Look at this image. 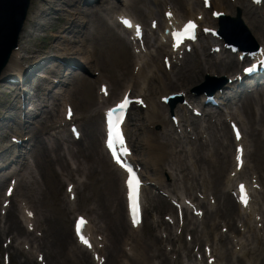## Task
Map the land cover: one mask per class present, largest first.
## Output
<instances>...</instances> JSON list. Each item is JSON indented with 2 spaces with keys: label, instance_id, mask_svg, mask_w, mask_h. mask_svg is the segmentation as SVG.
<instances>
[{
  "label": "bare ground",
  "instance_id": "bare-ground-1",
  "mask_svg": "<svg viewBox=\"0 0 264 264\" xmlns=\"http://www.w3.org/2000/svg\"><path fill=\"white\" fill-rule=\"evenodd\" d=\"M43 1L44 0H38L37 4L32 7V11L30 13L31 19L29 17L28 21L33 26L40 27V25H38L37 23V19L39 17L43 18L44 16H49L55 13L56 11V4H52V0L48 4H44ZM77 1L79 2L80 0ZM109 1L105 0L96 8H87L84 11H82V9L80 8H76L70 11L65 7H62L59 8L61 12L56 13V15L64 16L65 24L67 25V27H63L65 31H69L73 28L78 29L82 25L78 17H81L80 19L82 21L87 20L86 23L89 26V28H87V31L90 32L92 28L94 29L93 26H95L97 31L96 34H93V37H88V32L85 33V37L87 39H92V42L97 37L98 39L100 38L102 40V32L100 30L103 26H105V19L103 18V16L112 13L113 10H116L118 8V6L117 8L115 6H112ZM54 3H63L65 6H74L76 2H71L70 0H56ZM243 5L244 4L242 0H239L236 5H231L229 3H226V1H212V6L214 7V9L220 12H228L230 10H235L236 8L240 9ZM187 7V4H184V20L195 17V14H193V12L190 11ZM94 9L95 11H93ZM225 15H227V13H225ZM244 16H247V21L249 22L252 29L258 34L259 37H262L264 40V33L259 31V25L255 18L250 16V14L249 16L246 15V13L244 14ZM205 22L209 25L215 24L212 19H206ZM25 32L26 30L22 33L20 41L23 40ZM150 47L154 48L155 45H150ZM57 48L60 49V46ZM90 48V50H76V53L79 55L85 54L86 56L84 62L102 71V65L99 59L97 58V53H99L98 51L100 49L98 47L93 46H91ZM63 50L68 51L70 49L64 48ZM158 50V54L164 55H162V59L165 56H168L163 49L159 48ZM24 53H28V50L25 47H22V44L20 43L19 49L13 53L8 65L4 69L3 75L9 74L13 70H18L21 67L22 62H24L25 60V57L23 56ZM205 57L208 56L204 54V49H202V54H199V52H197L196 59H187L182 66H172V70L177 69V73H175L172 77L166 76V74L158 76V73L163 74V72L158 66L156 68L157 72L153 73L151 76L147 75V73H149L147 72V70L150 67V61L148 60V57L147 60L143 61L142 66L132 63L130 74L131 78L134 79L135 85L138 89V97H141L142 95L141 83L146 84L147 86L152 85L150 88V93H153L157 89L160 90V93L167 95L170 93L169 88H179L181 89L180 91H188L187 89H189L193 84L195 85L200 81V79L202 78L201 76L206 71L215 69L224 74H227L237 69V67L239 66V63L234 58L231 59L230 63L222 64L213 61L212 59H207ZM152 58L153 60H159L160 57ZM139 60L141 59L139 58ZM39 62H41V59H39ZM51 70H53V68H49V71ZM125 70H128V68L125 67ZM69 84H71V82H69ZM72 86L73 84H71V89H69V96L74 92V88H72ZM127 91L128 88L122 90L118 94V97H122ZM43 92V90L40 91V96H37L38 99L35 101L34 104L35 111H39L41 116L39 127L36 128H39V130L37 134H33V137L31 139L34 145V153L32 157L34 159V165L37 171L39 169L38 172H41L42 176L39 173L41 182L34 179L31 173H26L25 166L23 169V176H20V174L17 175L21 178L17 183L15 192H17L18 197H22L24 199L27 205H29V209L33 212L34 216L32 220H30V222L34 223V225L37 227L38 224L44 226L38 227V231H40L41 229H47V231L43 233L46 235V242L44 243L43 248L46 250V255L49 260V264H96L90 257L89 252L82 248V246L78 245L76 243V240L72 237L73 235L71 236V231L69 230L68 226H66L69 225V223H62L60 225V222H57L56 220L50 218L48 215L45 214L42 209L45 206L46 200L49 197L56 198L59 191L60 183L62 182L60 181V179L73 180V176L77 174L78 176L84 177L87 180H92L95 179L97 176L99 177V175H102V170H104V167H107L113 177V180L115 179L120 183L122 174L119 173V170L116 167L112 166L107 162L104 154L99 149L97 136H99L100 134V128L98 121L95 124H85L83 126L84 133L82 141L80 140L78 142H70L71 147H68L67 150L69 151L70 155H72L75 159L74 169H72L70 162L66 158V154L63 152L61 145L58 142L48 144L42 139L43 137L41 136V133L49 131L55 123L53 116L47 112V109H44V106L39 108L42 102L41 98L44 99L45 96V93ZM246 98L247 99L244 100V103L242 104V110L245 118L248 120V123L252 128L251 123H253L252 121L254 120L255 115L254 107L256 104L261 105V102L260 99L257 97L250 98L248 96ZM25 100H27L28 102L31 101L27 99V97L25 98ZM64 105L68 104L64 102L63 106ZM159 106L152 105L151 110L148 111L146 121L149 122L150 127L156 128L160 127L161 125L167 124L163 113H160V111L158 110ZM261 107L263 111L261 119H263L264 107ZM12 109L13 111L11 112L15 113L16 109L14 107H12ZM6 113H8L9 116L12 115V113H10L9 111H7ZM31 113L32 116L35 115L34 112ZM82 121H86V117H83ZM6 123H9V120H7L6 122L4 120H1L0 127L4 128L6 126ZM25 129L30 130L29 127L24 128V130ZM30 132L32 131L30 130ZM194 132L196 137H198L199 133L196 130ZM16 133L20 137L22 136L19 131H16ZM142 138L144 141L143 146L146 145L150 150L149 154L146 155L147 159L153 163L152 165H150V167L154 169L156 174L159 173V169H161L162 171L170 170L174 172L176 176L181 175L183 171H189L190 177H195V174L190 171L193 166L189 168H184V164L186 162L181 161L179 157H177L176 161L171 159V155L174 156L173 149L175 147V142L172 140L169 133L164 132L159 136L155 134V132H147V134H145V136H143ZM210 139L214 141L213 147H215L212 154H203L204 147L202 145H199L201 150L196 147L194 154L191 153L195 159V163L197 165L202 166L210 162L213 158H215L216 161H219L222 164L225 163V159L227 160V163H230L229 151L231 150L232 142L228 133L225 131L222 133V136L220 138H217L215 135H213L210 137ZM224 141L226 143L225 146L223 143ZM95 144H97V147H95ZM220 148L223 149L222 153H219ZM5 154L6 150L4 149L0 156H4ZM15 155L16 154L12 156ZM20 155L21 154H19L18 157H20ZM255 157H257L256 152L251 155L253 161H255ZM159 162H166V164L162 165L161 167L154 165ZM55 167L58 168L60 175L55 171ZM194 171H197V169H194ZM47 173L51 180L53 179L56 182L58 181V184L55 182L56 186L48 180ZM44 174L46 175V177L44 176ZM200 176L204 177V173H200ZM207 182V180H205L204 182V180L201 179L202 185H205ZM231 183L232 180H226V185L224 184L226 189H229ZM91 184H93V182ZM82 186V189L84 191L87 186H85L84 184H82ZM119 187H121V190H123V182H121V185H119ZM110 189L111 188H107L106 185V192H108ZM98 191H100V189H98ZM76 192H78V188H76ZM1 197L2 195L0 193V199ZM12 198L10 199V207H8V210L3 218L7 226L5 230H8L10 233H16L18 236H21L24 233L27 235V232L22 226V222L20 221L19 217V213H21L20 206L17 202L15 203ZM106 202L107 203L104 204L100 203V201L98 200L97 204L95 206H92L91 209H89V211L94 215L93 221L97 222L96 232L97 234L102 235V240H100L99 242H93V254L98 255L99 260L105 259L106 262L104 264H122V259L125 257L126 262L124 264H172L169 256H171L172 252L174 253V250L168 251L166 249V246L163 244L168 243L170 245H173L177 241L181 242V239L180 237H175L173 235L169 223H165L163 220H159L155 223V225H152L148 228V236L140 237L135 233V230L125 219L123 214L124 208L122 205V201L120 197H118L117 193L113 201ZM192 202H194V200ZM62 203L68 208V210H72V207L71 205H69L68 202L62 201ZM112 205H114V212L112 214H106V208L111 207ZM164 208V210L167 212H173V208L171 207V205L164 206ZM206 210L208 214V209ZM222 211L225 216L230 215V212L234 211L233 204L231 203V201L225 203V206L223 207ZM218 212L219 211H216L215 214L211 216L217 218ZM217 226L218 224L214 222L212 224H208L207 227L205 226V228L208 229L210 232H213V230ZM228 226L229 225H226V227ZM161 228L164 231L168 229L169 232H167L166 235H163ZM228 228H230V226ZM5 230L0 229V237L4 234ZM183 230H185V228H183ZM187 232L188 234H196V231H194V229H189ZM252 241H255L258 245L261 244V240L258 237H253ZM252 241L246 239V244L242 245V249L245 250L244 255L251 253L252 248H250V243ZM105 242H107V244ZM195 242L199 244L201 243L199 239H195ZM182 244L185 246L184 243ZM247 247H249V249H247ZM15 248L18 253H27L29 256H31V253L26 252L23 246H21V248L19 246H16ZM13 249V246L7 248V254H12L11 250ZM127 251L130 252V254H127ZM186 251L187 252L185 253V255H188V247L186 248ZM178 264L180 263L178 262ZM261 264L263 263L261 262Z\"/></svg>",
  "mask_w": 264,
  "mask_h": 264
},
{
  "label": "rangeland",
  "instance_id": "rangeland-1",
  "mask_svg": "<svg viewBox=\"0 0 264 264\" xmlns=\"http://www.w3.org/2000/svg\"><path fill=\"white\" fill-rule=\"evenodd\" d=\"M118 2H120V4H122L123 10L126 11V13L131 14L132 16H134L136 19H139V20H144V16H143L142 12L143 11L147 12V8L152 5V0H118ZM40 34L42 35V32ZM39 39H41V38H37L36 41L33 42V45L35 47H39L42 44L43 41L39 40ZM103 49L105 50V54L108 55L109 53H108L107 46L103 47ZM116 54H117V57H119V53L116 52ZM124 55H122V57ZM114 59H115L114 56L110 57L108 64H109V66L112 67L113 76L119 77L121 75V68H115L114 67V63H115ZM123 61L124 62L127 61V58L124 59ZM104 74L107 78H109L110 75L107 71H105ZM81 77L84 78L85 82H83V81H76L75 82V84L77 83V88L79 91L78 95H76L77 97H75V98L82 102L84 109H83V111H77V109H76V112L78 114L85 113L86 115H88L90 113L93 105L95 104V101H96V99H95L96 95L95 94L97 92L98 85L97 84L95 85V83H94L96 75H94L93 72L89 68L86 69V73L81 74ZM2 88H4V90H2L3 94L0 95V100L5 101L6 99H8L9 101L13 102V99H12L13 98V96H12L13 92L11 91V87L6 85L5 87H2ZM2 88H0V89H2ZM144 114H145V111H134V112H132L131 122L129 124V130L130 131L131 130L136 131V129H137L136 127L138 124L136 122V118L141 117ZM59 116H61L60 113H59ZM255 127L260 131L261 139L264 140V122L257 123L255 125ZM157 132H159V130ZM136 134L138 135L137 132H136ZM137 142H138V137L136 138V143ZM257 144H258V151L264 154V143L263 144L257 143ZM142 155H143L142 149L140 148V150L138 152H136L135 158L140 159V156H142ZM222 174H223V172L220 173V175H222ZM225 174H226V172L224 171L223 176H225ZM164 179L166 181H168V183H169L170 179L165 174H164ZM99 187H101L102 190L100 192L96 193L95 189L99 188ZM105 187H106V181H101V184L97 185L96 187H91V191H89V193L92 194L91 202L90 203H88V201H82L81 203L79 202L80 204L78 205V208L80 211H78V212H83V210H85L87 207H89L90 204L92 203V201H94V200L95 201L100 200V201H105V202L111 201L113 199V190L110 189L108 192H106L104 190ZM114 191L116 192L115 187H114ZM55 205H56V203L53 202L52 200H50V202L46 203L45 209L46 210L48 209L50 211V213H52V214L58 213V215L61 217L62 214L59 213V211L58 212L55 211V208H56ZM111 211H112L111 208L107 209L108 213H111ZM263 216H264V213H263ZM72 217L73 216L70 217L71 220H72ZM150 218H151V214L148 216V219L145 222L150 223L152 220ZM1 256H2V253L0 252V264H1ZM22 261H24V260H22ZM18 262H19L18 259L14 260V264H22V262L21 263H18Z\"/></svg>",
  "mask_w": 264,
  "mask_h": 264
},
{
  "label": "snow or ice",
  "instance_id": "snow-or-ice-1",
  "mask_svg": "<svg viewBox=\"0 0 264 264\" xmlns=\"http://www.w3.org/2000/svg\"><path fill=\"white\" fill-rule=\"evenodd\" d=\"M124 23H125V25L126 26H131V25H129L128 24V22L127 21H124ZM195 28V25L194 24H192V23H189L187 26H186V28H185V34H187V38H194V37H192L191 36V30L192 29H194ZM177 38H179V37H177ZM126 106V101H125V103H122L119 107H120V110L121 111H123V109H124V107ZM112 112H110V113H108V115H109V117H111L112 116ZM119 119H117V121H116V123L114 124L113 122H112V120L111 119H109V141H108V147L111 149L112 148V146H113V135L115 134V136L117 137V138H120V134H119V132L118 131H115L114 132V130L116 129V125L117 124H119ZM122 142V141H121ZM117 163H120V161L119 160H117ZM132 186V181L130 180L129 181V187H131ZM81 223H83V221L81 222ZM77 232H78V234H79V232H80V226L78 225L77 226ZM81 241H82V243H87V241H85L84 239H83V237H81Z\"/></svg>",
  "mask_w": 264,
  "mask_h": 264
}]
</instances>
